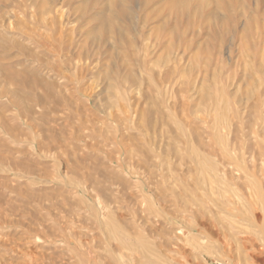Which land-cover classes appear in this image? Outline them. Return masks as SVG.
<instances>
[{
    "label": "rangeland",
    "instance_id": "1",
    "mask_svg": "<svg viewBox=\"0 0 264 264\" xmlns=\"http://www.w3.org/2000/svg\"><path fill=\"white\" fill-rule=\"evenodd\" d=\"M3 1L0 264H135L109 221L171 262L179 248L190 264H264L237 233L236 163L216 153L213 178L191 158L192 143L213 147L193 111L189 35L171 45L137 28L98 45L81 0Z\"/></svg>",
    "mask_w": 264,
    "mask_h": 264
},
{
    "label": "bare ground",
    "instance_id": "2",
    "mask_svg": "<svg viewBox=\"0 0 264 264\" xmlns=\"http://www.w3.org/2000/svg\"><path fill=\"white\" fill-rule=\"evenodd\" d=\"M35 1L42 8L51 0ZM81 2L79 9L83 19L95 17L94 26L89 28H92V39L98 45L108 39H112L118 46L126 45L130 42L129 34L135 33L137 28L139 33L151 30L156 39L163 40L167 35L171 45H180L185 36L189 35L190 46L194 50L190 88L193 111L203 123L208 142L213 147L209 157L201 153L196 143H192L191 158L199 166L198 171L213 178L220 172V164L215 160L216 153L236 163L235 170L241 180V218L237 233L241 235L244 247L248 246L256 257L264 258V0ZM141 24L144 26L140 28ZM184 26H187V32L182 31ZM115 66L110 71L112 75L117 74ZM194 126L197 127V123ZM210 176L204 178L210 182ZM108 235L130 252V261L135 264H181L178 261L171 262V257L164 258L148 241L126 238L114 222L109 221ZM189 237L192 236L189 234ZM255 242L258 243L256 247ZM182 252L179 248L173 250L178 260L183 259V264H190ZM116 263L127 264L121 259H117Z\"/></svg>",
    "mask_w": 264,
    "mask_h": 264
}]
</instances>
